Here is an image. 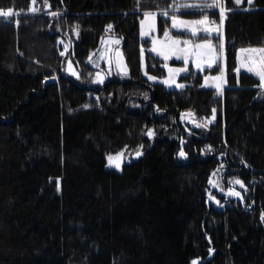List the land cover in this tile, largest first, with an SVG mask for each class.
Listing matches in <instances>:
<instances>
[{"label":"trees","instance_id":"16d2710c","mask_svg":"<svg viewBox=\"0 0 264 264\" xmlns=\"http://www.w3.org/2000/svg\"><path fill=\"white\" fill-rule=\"evenodd\" d=\"M204 3L0 0L14 13L0 17V264H264V97L234 71L240 45L264 43V0H223L222 95L200 72L178 90L152 82L166 70L148 50L142 69L140 17L159 12L162 33L173 14L208 10L178 5ZM109 33L130 76L92 85L88 58ZM217 170L243 178V200L213 206Z\"/></svg>","mask_w":264,"mask_h":264},{"label":"rangeland","instance_id":"374dc122","mask_svg":"<svg viewBox=\"0 0 264 264\" xmlns=\"http://www.w3.org/2000/svg\"><path fill=\"white\" fill-rule=\"evenodd\" d=\"M252 1L253 0H251V2H249V0H241L240 4H243L244 2H248V4H251ZM221 4L223 5V0L221 1ZM249 7H251V5H249L248 8ZM0 10H2V9H0ZM209 11L210 10L208 9L206 11V13H201V14L194 15V16H184L181 14H173L172 16L175 15L179 19H183V20H187V21H197V20L202 19V17L205 15L208 16L207 13ZM147 12L156 13L155 28L153 29L151 34L148 36L142 34L141 21L145 20V15H144L145 13H144L140 17V37H141V39L148 41L149 43L147 46H143L142 50H141L142 69H143L144 73H147L146 72V66H147L146 56H147V50H148L149 52H151L152 54H154L157 58H159L161 60V66L164 67V69L166 70L165 76L158 77V76H151L150 75V77H156L155 80H151V79L150 80L152 82L162 83L166 89H177L178 90V89H182L183 87L181 88V87H178L177 85L183 84L185 86V84H186L181 79V77L183 75L188 74L190 72H192L194 74L200 72L203 76L201 86L204 88H213L216 90V92L218 94L222 95L223 89L225 86L226 59H227L225 40H224V36H223V32H222L223 23H224V16L222 18L219 14V11L215 12L214 18L216 17L215 20H217V23L215 26L211 25V20L208 17L209 23L207 26L210 28H213V29L219 28L218 32L213 31L210 33H205L203 31L204 26H200V30L194 36V35H192L191 30L188 28H173L172 27V19H170V21L168 22L164 31L162 33H160L158 31V25H157V16H158L159 12H157V11H147ZM172 16H171V18H172ZM165 30H167L169 32L170 36L178 37L181 41H184V40L192 41L193 44L202 43L204 39L210 40L213 47L216 48V50H217V53H218L217 60L211 66H209L208 64H204V65H202V69H197L195 66L194 60L190 59L187 63L188 71L176 74V76H175L176 83L175 84L164 83L165 80L169 79V71H168L169 68H184L185 67V63L182 59H177L176 57H171V58L165 60L163 56L159 55L157 52L152 51V48H153L152 38L155 37L157 40H164L165 37H164L163 33L165 32ZM117 40L119 41V43H116ZM220 45L223 46L222 50L219 47ZM181 46L183 47V45H181ZM261 47H264V43L263 44L240 45L236 51V62H237L236 68L240 66V59L243 55L240 52V49H242V48H261ZM118 53H119V55H118ZM67 54H68V51L66 52L64 59H66ZM118 60L120 61L119 65L117 64ZM109 61H111V62H109ZM88 63L92 67H94V72H93V76L91 79L92 85L101 83L100 78H102V81H105V80L112 78L114 76H118L121 78H128L130 76L128 65L126 63L125 55L123 52L122 43L120 42V39L118 38V36H116L113 33H111V34L109 33L108 35H106L104 37L99 48L97 50H95L94 53L88 58ZM215 68H217L216 71H211L212 69H215ZM65 71L68 75H70L74 78L79 77V74H80L79 68L71 56L67 57V59L65 61ZM240 72H247V70L241 68ZM97 74H99V77L97 76ZM221 74H223L222 80L213 79L214 77L221 76ZM249 74L256 76L254 73H249ZM146 76H149V74L147 73ZM206 77L208 78L207 80L205 79ZM217 85H219V87H217ZM259 89H260V95L259 96L264 97V89H261L260 87H259ZM215 118H216L215 114H213V116L209 119V121H214ZM192 126L198 127V125H195L194 123H192L191 125H189V128H192ZM136 151H140V149H138ZM136 151H134V152H136ZM181 151L184 152V150H181ZM179 158H181L182 160H185V159H187V154L185 156H181L179 153ZM215 173H216V175L214 178V182L210 185V189H209L210 202L213 204V206H215L217 208L223 207V204L221 203L220 198L218 197V193L224 195L228 199L229 198H235V199L243 200L244 192L248 189V186L246 185L243 178H241V177L235 178V180L238 179V180L242 181L243 186H241L240 184H235V183H233V185H225L220 181V178H219L220 175H218V170L215 171ZM215 185H218V186H215ZM221 189H223V190H221ZM229 189H233L234 191L239 192L240 196L237 197L234 195H230L229 191H228ZM193 261H196L197 264H199L200 258L194 259Z\"/></svg>","mask_w":264,"mask_h":264},{"label":"snow or ice","instance_id":"6c2138e0","mask_svg":"<svg viewBox=\"0 0 264 264\" xmlns=\"http://www.w3.org/2000/svg\"><path fill=\"white\" fill-rule=\"evenodd\" d=\"M35 0H33V3ZM251 2V0H249ZM235 4H240L241 0H234ZM50 7V5H49ZM178 8H190V7H200V8H206V9H213V8H219V14L223 18L225 8L221 3H218L217 0H213V3H204L201 5L196 4H180L177 6ZM33 12L37 11V9L33 8ZM14 15L13 9L9 8L7 10H0V17L7 18L12 17ZM51 15H58V13H51ZM145 20L141 21L142 26V34L143 35H150L153 29L155 28V16L156 13L152 12H145ZM164 15H167L165 12ZM172 27L173 28H188L191 30L192 35H196L197 32L200 30V26L203 27V31L205 33H210L213 31H219V28L213 29L208 27L209 18L207 15L203 16L202 19L197 21H187L183 19H179L177 16H172ZM18 24V21H17ZM146 25V26H145ZM109 28H112V25H108ZM165 39L164 40H157L155 37L152 38V44L153 48L152 51L157 52L159 55L163 56L165 60L176 57L177 59H182L185 63L184 68H169V79L165 80L164 83L167 84H175L176 74H179L181 72H187V63L190 59L194 60L195 66L197 69H202V65L208 64L211 66L218 57V53L216 48L213 47L212 43L208 39H204L202 43L193 44L192 41L184 40L181 41L178 37H172L169 35V32L165 30L163 33ZM116 43H119L117 40ZM183 45V47L181 46ZM222 50V45L219 46ZM240 52L243 54L240 59V66L235 68L234 71L236 73H239L241 68L246 69L248 73H254L259 78V87L261 89H264V47L261 48H242L240 49ZM119 55V53H118ZM111 62V61H109ZM120 61H117V64L119 65ZM147 75V73H145ZM99 77V74H97ZM151 80H155L156 77H149ZM208 79L207 77L205 78ZM213 79L216 80H222L223 74L221 76L214 77ZM100 82L102 83V78H100ZM178 87H184L183 84L177 85ZM219 87V85H217ZM213 113H215V110H213ZM206 126V125H205ZM148 135H153V132L149 130ZM142 147V146H141ZM141 154L140 151L136 152V155L139 156ZM124 152L121 151L120 153H117L115 155H109L107 157L109 163H115V166L117 168L120 167V161L123 157ZM181 156H185L186 153L183 151L180 152ZM235 184H240L243 186V182L240 180H234ZM218 186V185H215ZM223 190V189H221ZM229 194L239 197L240 193L234 191L233 189H229ZM264 219V216L261 217ZM192 264H197L196 261H193Z\"/></svg>","mask_w":264,"mask_h":264},{"label":"built area","instance_id":"2783aa9c","mask_svg":"<svg viewBox=\"0 0 264 264\" xmlns=\"http://www.w3.org/2000/svg\"><path fill=\"white\" fill-rule=\"evenodd\" d=\"M221 1H222V0H217L218 3H221ZM212 3H213V0H212ZM216 11H219V9H218V8H213V9H210V11L207 13V14H208V17H209L210 20H211V25H212V26H215L216 23H217V20H215L216 17L214 18V15H215V12H216ZM216 15H217V14H216ZM107 31H108V29H107Z\"/></svg>","mask_w":264,"mask_h":264},{"label":"water","instance_id":"95a60500","mask_svg":"<svg viewBox=\"0 0 264 264\" xmlns=\"http://www.w3.org/2000/svg\"><path fill=\"white\" fill-rule=\"evenodd\" d=\"M120 41H121V40H120ZM98 48H99V47H98ZM98 48H97V49H98ZM97 49H96V50H97ZM137 157H138V156L135 154V155H134V158H137ZM122 161H123V157L121 158L120 166L122 165ZM110 165L116 167V166H115V163H110Z\"/></svg>","mask_w":264,"mask_h":264}]
</instances>
